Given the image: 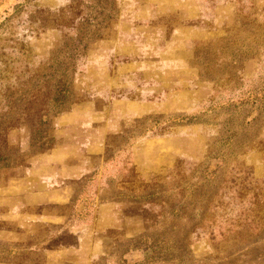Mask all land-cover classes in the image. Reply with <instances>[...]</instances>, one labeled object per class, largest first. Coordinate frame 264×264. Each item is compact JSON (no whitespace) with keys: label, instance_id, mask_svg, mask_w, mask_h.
I'll list each match as a JSON object with an SVG mask.
<instances>
[{"label":"rangeland","instance_id":"374dc122","mask_svg":"<svg viewBox=\"0 0 264 264\" xmlns=\"http://www.w3.org/2000/svg\"><path fill=\"white\" fill-rule=\"evenodd\" d=\"M0 264H264V0H0Z\"/></svg>","mask_w":264,"mask_h":264},{"label":"trees","instance_id":"16d2710c","mask_svg":"<svg viewBox=\"0 0 264 264\" xmlns=\"http://www.w3.org/2000/svg\"><path fill=\"white\" fill-rule=\"evenodd\" d=\"M5 119V118H2V120Z\"/></svg>","mask_w":264,"mask_h":264}]
</instances>
